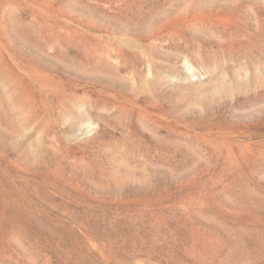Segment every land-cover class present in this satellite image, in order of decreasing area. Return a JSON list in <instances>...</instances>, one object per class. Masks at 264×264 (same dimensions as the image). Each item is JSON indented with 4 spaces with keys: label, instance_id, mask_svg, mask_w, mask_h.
Returning a JSON list of instances; mask_svg holds the SVG:
<instances>
[{
    "label": "rangeland",
    "instance_id": "374dc122",
    "mask_svg": "<svg viewBox=\"0 0 264 264\" xmlns=\"http://www.w3.org/2000/svg\"><path fill=\"white\" fill-rule=\"evenodd\" d=\"M0 264H264V0H0Z\"/></svg>",
    "mask_w": 264,
    "mask_h": 264
},
{
    "label": "bare ground",
    "instance_id": "6f19581e",
    "mask_svg": "<svg viewBox=\"0 0 264 264\" xmlns=\"http://www.w3.org/2000/svg\"><path fill=\"white\" fill-rule=\"evenodd\" d=\"M190 68H191V67H190ZM191 70H192V69H191ZM149 71H150V70H149ZM192 75L195 76V75H196L195 72L192 71ZM145 115H146V116H145L146 118L149 117L148 114H145ZM157 124H158V123H157ZM159 124H161V123L159 122Z\"/></svg>",
    "mask_w": 264,
    "mask_h": 264
}]
</instances>
